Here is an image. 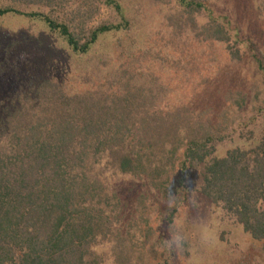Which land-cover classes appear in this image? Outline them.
<instances>
[{"label":"trees","instance_id":"obj_1","mask_svg":"<svg viewBox=\"0 0 264 264\" xmlns=\"http://www.w3.org/2000/svg\"><path fill=\"white\" fill-rule=\"evenodd\" d=\"M101 3L116 21L90 26L91 11L65 0H0V19L38 23L52 40L38 34L36 69L23 68L19 42L0 45V264H100L97 248L114 244L120 219L113 179L153 182L175 160L181 174L200 169L198 193L264 249V127L248 148L215 157L223 138L187 107L157 112L155 95L118 69L101 92L97 75L84 77L89 54L131 28L118 0ZM178 3L205 15V42L237 57L223 20L199 0Z\"/></svg>","mask_w":264,"mask_h":264},{"label":"rangeland","instance_id":"obj_2","mask_svg":"<svg viewBox=\"0 0 264 264\" xmlns=\"http://www.w3.org/2000/svg\"><path fill=\"white\" fill-rule=\"evenodd\" d=\"M199 1L227 24L237 57L225 45L205 42V15L188 13L178 0H118L131 28L99 39L88 57V68L99 70L84 77L97 75L105 92L108 75L118 69L136 87L155 95L157 112L187 107L223 138L214 144V156L221 157L236 146L248 148L264 127V74L254 59L264 68V0ZM65 2L86 16L91 11L90 26L117 19L101 0ZM38 34L52 41L38 23L0 19V45L19 42L23 68L36 69L41 62ZM84 82L89 89L93 80ZM71 85L79 90L78 84ZM200 185L201 170L181 174L176 160L153 182L131 176L113 179L115 197L109 206L119 210L120 219L114 244L103 241L97 248L100 264H264L263 244L203 198ZM204 228L206 244L201 240ZM173 235L186 238L182 249L175 243L171 251L165 247Z\"/></svg>","mask_w":264,"mask_h":264},{"label":"clouds","instance_id":"obj_3","mask_svg":"<svg viewBox=\"0 0 264 264\" xmlns=\"http://www.w3.org/2000/svg\"><path fill=\"white\" fill-rule=\"evenodd\" d=\"M186 238L180 235H173L172 239L165 241L164 245L165 247L171 251L172 250V245L175 243L176 249H182L183 248V242ZM201 240L203 243H208L209 242V234L207 228L202 229L201 231Z\"/></svg>","mask_w":264,"mask_h":264}]
</instances>
